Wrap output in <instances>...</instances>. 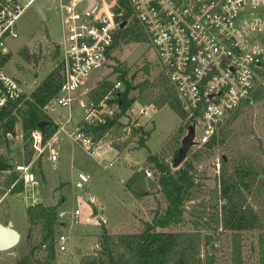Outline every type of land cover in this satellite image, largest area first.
<instances>
[{
	"label": "rangeland",
	"instance_id": "obj_1",
	"mask_svg": "<svg viewBox=\"0 0 264 264\" xmlns=\"http://www.w3.org/2000/svg\"><path fill=\"white\" fill-rule=\"evenodd\" d=\"M26 1L20 0L21 5ZM125 21L123 22L126 25ZM15 31L18 34L17 38L4 37V46L11 58L2 68L4 73L20 81L26 92L25 98H27L60 62L57 43L62 42V29L57 1L34 0L30 6L23 10L15 22ZM25 46H27L29 53L35 56L31 58L30 64L25 62L19 55ZM56 51H58V57L55 59L54 54ZM115 68L118 69V72H114ZM125 68L127 69L125 79L132 85L145 80L152 81L162 72L155 51L146 42L129 44L120 42L109 52L106 65L92 72L84 80L71 107L55 105L51 109V104H48L43 109L44 113L52 122L62 117L64 120L69 116L72 117L68 129L71 132L75 131L87 114V108H81L79 101H86L87 107H89L88 95L90 91L104 80L115 86V83L119 81L120 72ZM261 84H264L262 78L258 80L254 91ZM123 88L124 84L122 83L119 91ZM136 94L137 92L134 91L129 96H135ZM148 107L150 106L146 107L134 103L128 110L129 115L125 113L126 118L120 117L118 121L121 124L125 123L127 119L138 122V116L140 117L142 113L138 114L137 111ZM109 108L118 112L115 104L109 105ZM138 124L140 123L138 122ZM142 124L138 126L150 134L146 142L147 149L138 147L137 143L140 135H136L129 141L130 143L125 149L117 152L111 150L104 155V158L101 157L104 162L103 165L112 163V166L107 169L99 164L98 159L89 156L80 144L71 143L68 140L52 144V148L58 154L57 162L50 160L48 152L39 159L33 156L31 168L37 185L35 187L26 186L25 190L18 195L9 197L4 196V194L0 195V224L6 226L10 220L16 227H24L26 225L25 210L32 202L34 194H36L37 201H41L43 200L44 190L48 187L53 191L56 201L63 200L57 212L65 213L63 218L58 219V223L64 227L59 225L57 233L67 237L66 251L58 253L55 250V260L52 264H80L82 259L94 256L99 250V247H96V242L103 226L111 234L142 231L144 223H150L156 212L163 213L165 211L166 201L159 191H153L150 195L142 198H134L127 191H124L123 185L132 176L134 168L138 166V170H145L148 178L156 180L158 174L154 172L153 166L145 161L147 150L171 167L173 155L180 147L181 139L186 134L187 128L186 121H181L177 114L168 107L156 111L147 110L143 116ZM232 128L235 134L247 132L250 138L259 140L264 149V96L259 101H251L249 106L240 110V115L233 123ZM179 130H182V132ZM130 134H132V131H126L124 135L122 131L106 135L104 143L111 146L112 143H117L118 140L123 142L128 138L130 139ZM195 135L197 138L200 136L199 129ZM239 142H241V139H239ZM9 143L8 150L4 145L0 146V154L8 157L13 166L22 164L20 124L15 127V136L9 137ZM255 145L257 146L258 142ZM256 146L254 151L257 162H261L263 168L258 179L264 181V155L257 151ZM240 147H242L241 143L236 145V148ZM224 148H217L216 156L212 157L205 167V177L202 184L208 192L219 187L220 159L226 154ZM197 149L195 146L192 147L185 161L189 160L191 154ZM39 164H41L40 168L38 167ZM199 169H201L200 166ZM79 174L85 175L88 179L82 189H77L75 186ZM3 182L4 175L2 174L0 177V191L7 193L8 190L4 191ZM206 194L205 201L209 202V200H212L211 195ZM213 199L215 200V198ZM75 210L80 212L76 222L71 219V215ZM193 220L190 215L185 214L180 224L170 226L164 230L157 229V231H194ZM204 221L209 225L201 227L200 231L202 235L212 237L210 245L205 250L213 254L215 264H232L231 232L221 230V228L216 229L209 215L206 216ZM38 230V227L33 228L32 237L29 241L26 240V235L23 234L15 247L0 251V264H17L21 258L29 256L31 250L35 247L32 238ZM241 238V264H264V257L260 255V231L243 232ZM78 250L82 251L81 255L77 253ZM45 256V252L35 251L30 257L31 260L41 261Z\"/></svg>",
	"mask_w": 264,
	"mask_h": 264
},
{
	"label": "trees",
	"instance_id": "obj_2",
	"mask_svg": "<svg viewBox=\"0 0 264 264\" xmlns=\"http://www.w3.org/2000/svg\"><path fill=\"white\" fill-rule=\"evenodd\" d=\"M120 3L125 9L122 20H128L126 1L121 0ZM2 8L3 0H0V12ZM120 42L145 43L146 37L134 23H131L118 30L111 50ZM19 55L28 64L31 63V58L35 57L26 47L20 51ZM57 57L58 51L54 54V58ZM10 58L9 53L0 52V67L5 66ZM126 71L125 68L118 76V80L124 84L123 90H114V84L104 80L88 95L92 107H97L105 100L107 105L115 104L118 108V112L113 117L105 116L103 123L87 124L84 121L80 123L81 131L86 136H90L93 142L121 131L124 135L125 126L118 119L125 115L134 103L146 107L152 106L155 110L168 107L181 121H186L187 114L183 111L174 87L164 72L152 81L145 80L132 85L125 79ZM114 72H118V69L115 68ZM261 78L264 81V73ZM61 84L62 74L59 64L50 71L29 97L23 96L0 109V146L4 145L6 150L9 149V137L15 136V127L20 124L24 164H29L32 160L31 134L38 130V124L45 122L41 132L44 141L48 140L56 130V126L43 109L57 94ZM134 91L137 94L130 97V93ZM263 96L264 84H261L239 109L230 113L219 127L217 134L194 151L191 158L176 170H172L169 164L147 150L145 161L152 165L154 172L158 174L156 180L148 178L144 169L134 171L124 183V190L134 198H142L153 191H159L166 201L165 211L156 212L152 221L144 223L143 230L138 233L111 234L103 226L98 236L99 250L94 256L82 259L80 264H215L213 254L205 250L210 245L212 237L202 235L200 231L201 227L209 225L204 221L207 215L210 216L216 229L221 228L231 232L232 264H241V233L247 231H260V255L264 257V181L258 179L263 168L261 162H257L255 143L258 142L256 149L261 155H264V149L260 141L250 138L247 132L235 134L232 128L240 115V110L249 106L251 101H259ZM179 131L182 132V130ZM130 135V139L123 142L118 140L117 143H112L111 147L121 151L127 147L134 136L140 135L138 147L147 149L149 132L138 127L132 129ZM239 143L242 147L236 148ZM219 147H225L226 152L220 159L219 187L208 192L202 184L205 177L204 170L208 161L216 156V149ZM15 166L10 163L8 157L0 154V177L4 175V191L8 190L10 195H18L24 191L23 182L19 179ZM206 193L211 195L212 200L209 202L205 201ZM2 194L4 193L0 191V195ZM62 202L63 200L55 206L38 204L26 208L25 216L28 223L26 240L29 241L32 237L34 227H38L39 230L32 238L35 247L29 256H24L17 264H52L54 262L55 239L59 234L57 228L60 225L57 209ZM185 214L194 219V231H157V229L164 230L180 224ZM35 251L45 252V258L41 261L31 260L30 256Z\"/></svg>",
	"mask_w": 264,
	"mask_h": 264
},
{
	"label": "built area",
	"instance_id": "obj_3",
	"mask_svg": "<svg viewBox=\"0 0 264 264\" xmlns=\"http://www.w3.org/2000/svg\"><path fill=\"white\" fill-rule=\"evenodd\" d=\"M33 1L27 0L21 5L20 0H3L0 12L2 54L7 53L4 37H18L15 22ZM56 1L62 29V42L57 43L62 84L49 103L51 109L55 105L71 107L84 80L106 65L125 14L121 0ZM125 1L129 17L124 27L134 23L143 32L187 114L186 123L194 125L195 134L200 131V136L194 138L195 147L205 145L230 113L250 98L264 73V0ZM121 84L116 82L114 90H119ZM25 95L20 81L0 67V109ZM79 103L81 108H87L83 119L87 124L103 123L105 116L113 117L117 113L105 100L97 107L91 104L87 107L83 100ZM71 121L70 116L53 121L56 130L45 141L41 131H33L34 158L39 159L48 152L50 160L55 161L52 144L66 138L80 144L91 157L102 147H111L104 143V137L93 142L81 131L80 123L75 131H69ZM123 125L128 132L140 127L138 122L128 119ZM15 171L24 189L37 183L31 162L17 164ZM87 182V177L79 174L75 186L82 189ZM32 201L33 206L37 205L34 199ZM79 215L75 210L72 221L76 222ZM64 216V212L57 214L58 219ZM66 242L65 235L57 234L55 249L58 253L66 251Z\"/></svg>",
	"mask_w": 264,
	"mask_h": 264
},
{
	"label": "water",
	"instance_id": "obj_4",
	"mask_svg": "<svg viewBox=\"0 0 264 264\" xmlns=\"http://www.w3.org/2000/svg\"><path fill=\"white\" fill-rule=\"evenodd\" d=\"M125 25L123 22L120 25V28H122ZM45 122H41L38 124V130L43 131ZM195 138V130L194 125H188L186 128V134L181 139L180 147L175 151L173 155V159L171 162V168L178 169L181 167L182 163L186 160V156L190 149L196 145V142L194 141ZM139 169L138 167L134 168V171H137ZM44 205L45 206H55L56 202L51 197V192L48 189V187L45 188L44 194ZM87 199V197H86ZM20 241V234L12 228V225L8 223L6 226H3L0 224V251H6L9 249H12L15 247ZM77 253L79 255L82 254L81 250H78Z\"/></svg>",
	"mask_w": 264,
	"mask_h": 264
},
{
	"label": "crops",
	"instance_id": "obj_5",
	"mask_svg": "<svg viewBox=\"0 0 264 264\" xmlns=\"http://www.w3.org/2000/svg\"><path fill=\"white\" fill-rule=\"evenodd\" d=\"M25 47H27V46H25ZM6 50V49H5ZM5 50H3V51H5ZM7 51V50H6ZM136 106V105H135ZM147 110H152V111H156V110H154L153 109V107L152 106H150V107H148V108H141L140 110H138L137 111V113L138 114H140V113H142L141 114V116L139 117L138 116V122L141 124V125H143L142 124V120H143V116L146 114V112H147ZM139 124V125H140ZM64 140H68V141H70L71 143H73V141L72 140H69V139H64ZM63 140V141H64ZM105 144H107V143H105ZM111 150H114V151H116L117 152V150H115V149H113V148H106L105 149V147H102V149L100 150V151H98V153H97V155L95 156V157H92V158H94V159H98V161H99V164L100 165H103V160L101 159V157L102 158H104V155L107 153V152H109V151H111ZM53 153H55L56 154V160L55 161H52V162H57L58 161V154L56 153V151L53 149ZM33 165V167H34V163L32 164ZM105 166H107V168H109V166L108 165H106V164H104ZM103 165V166H104ZM112 166V165H111ZM39 168L41 167V164H39V166H38ZM106 168V169H107ZM33 171V170H32ZM134 172V171H133ZM37 185V183L34 185V187ZM55 188H57V187H55ZM49 189V188H48ZM25 190V189H24ZM50 190V192H51V197L53 198V200L56 202V204L58 203V201H56L55 200V198H54V196H53V191L51 190V189H49ZM56 190V189H55ZM125 191V190H124ZM44 194V193H43ZM4 196H13V195H10L8 192L7 193H4ZM32 199H34L35 200V203L38 205V204H44V199L43 200H41V201H37V197H36V194H34V196H33V198ZM30 206H33V201L32 202H30V204L28 205V207H30ZM25 218H26V216H25ZM8 223H10L11 225H12V228L13 229H15L19 234H20V239L22 238V235L23 234H25L26 236V238H27V233H26V231H27V229H28V223H27V220H26V225L24 226V227H16V225L13 223V222H11L10 220L8 221ZM60 227H64V226H61L60 225ZM57 230H58V228H57ZM135 233H138V232H135ZM99 236V235H98ZM96 247H98V237H97V242H96Z\"/></svg>",
	"mask_w": 264,
	"mask_h": 264
}]
</instances>
